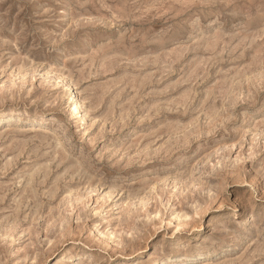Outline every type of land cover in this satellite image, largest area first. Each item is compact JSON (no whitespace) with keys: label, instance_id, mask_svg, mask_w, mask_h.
<instances>
[{"label":"rangeland","instance_id":"1","mask_svg":"<svg viewBox=\"0 0 264 264\" xmlns=\"http://www.w3.org/2000/svg\"><path fill=\"white\" fill-rule=\"evenodd\" d=\"M0 111V264H264V0H0Z\"/></svg>","mask_w":264,"mask_h":264},{"label":"bare ground","instance_id":"2","mask_svg":"<svg viewBox=\"0 0 264 264\" xmlns=\"http://www.w3.org/2000/svg\"><path fill=\"white\" fill-rule=\"evenodd\" d=\"M76 100H75V97H72L71 100H70V103H75ZM74 106V105H73ZM76 110V108H74L73 112ZM0 113H2L3 115H6V112H3V111H0ZM123 259H127V256L126 254H123ZM55 263V262H54ZM59 264V263H58ZM66 264H73V258H70L66 261Z\"/></svg>","mask_w":264,"mask_h":264}]
</instances>
